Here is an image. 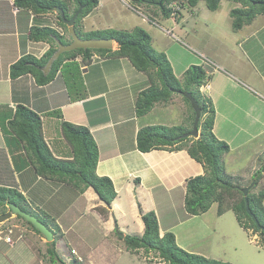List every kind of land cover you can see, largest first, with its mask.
Instances as JSON below:
<instances>
[{"label": "crops", "instance_id": "crops-1", "mask_svg": "<svg viewBox=\"0 0 264 264\" xmlns=\"http://www.w3.org/2000/svg\"><path fill=\"white\" fill-rule=\"evenodd\" d=\"M98 6L103 7L102 0H98L93 12L81 19L78 26L80 32L100 29L86 24L90 18H98L99 13L95 12ZM139 6L146 7L142 4ZM74 8L75 5L70 2L68 12L73 13ZM146 8L154 20L164 19L155 15L150 10L151 7ZM180 19L177 21L179 24ZM58 21L57 13L50 9L37 13L18 7L14 0H0V186L15 188L24 196V205L28 209L47 216L56 224L55 234L52 231L53 240L55 239L56 250L63 251L61 256L67 264L72 262V259L81 264H97L99 258L101 261L103 258L104 264H109L111 257L117 256L116 254L124 256L123 249L116 248L118 243L124 242L122 237L126 234L141 235L144 230L141 214L151 210L156 214L160 235L166 231L173 232L176 243L187 251H191L188 247L194 244V240L198 242L205 237H213L216 232L214 214L220 217L225 212L219 215L216 208V212L212 214L214 218H206L208 224L203 217L208 216L211 207L199 215L188 214L184 209L186 179L202 174L203 166L191 158L185 149H156L148 152L136 149L135 137L138 128L153 123L143 122L136 114L135 100L138 93L147 87L148 77L135 69L128 58L103 57L94 53L91 63L84 66L81 57L77 56L78 68L74 66L69 72L65 65L60 66L53 78L45 84L37 83L30 73L15 78L10 76V66L21 56L29 54L40 59L53 45L48 39L30 38L31 28L51 27L70 42L71 38ZM179 24L175 27L172 22L170 28L179 27L182 30ZM163 32L162 36L168 39L170 35ZM257 35L258 32H254L246 39L256 38ZM242 39H238L237 45L243 44L245 39ZM53 40L56 44L55 39ZM165 40L160 43L156 37L151 36L152 46H157L164 52L170 63L174 61L177 64L180 68L179 74L184 73L193 64L203 65L202 60L195 54L186 49H179L173 42L165 44ZM169 40L167 41L170 42ZM117 47L118 44L114 41L112 50ZM262 57L261 64L264 65V55ZM205 67L209 78L202 85L201 91L210 96L214 95L211 89L213 86L209 83L210 76L214 74L212 69L220 66ZM49 70L46 73L42 71L45 75ZM70 76L75 77L76 81H70ZM221 76L225 83L229 81L224 75ZM261 79L264 81L263 76ZM83 88L85 96L74 98L83 93ZM221 88L223 87L219 86L218 89ZM256 94L263 98V94L258 91ZM172 97L169 103H156L153 108L162 110L170 105H178L182 117L186 118L188 110L186 111L185 105L178 102L177 97ZM212 101L215 108L213 132L219 139H227L230 143L226 156H231L234 150L247 145L256 147L257 139L262 141L263 138L264 141V114H256V109L249 106L250 101L247 105L240 102V119L238 118L237 124L231 119L228 97L221 100L214 96ZM20 104L39 115L45 142L56 157L71 159V149L61 134L62 121L84 125L89 129L98 147L95 172L100 176H108L116 191L109 207H106L90 187L79 191L65 182L44 178L34 172L22 144L8 130L7 123L12 118L16 106ZM180 120L183 121L181 118ZM250 123L255 124L253 130L247 127ZM232 131L240 135L237 136ZM230 160L232 161L229 158L228 164L231 166V175L251 180L254 168L250 170V167L245 165L235 166ZM179 200L184 213L176 219ZM161 205L165 206L163 215ZM103 207L108 210L106 216L101 212ZM167 215L170 219L174 217L173 220L164 219L163 222L162 219ZM15 218L16 216L11 217V225L0 227V264H46V259L50 264H54L49 260L48 242L44 241V236L28 226L25 227ZM212 224L214 230L210 226ZM118 233H122V236ZM6 237L11 238V243L6 241ZM37 237L41 240L39 243ZM249 241L253 242L250 239ZM254 244L256 248V240ZM72 250L75 251L74 254ZM137 251H132L131 254L136 256ZM64 256H69V259Z\"/></svg>", "mask_w": 264, "mask_h": 264}, {"label": "trees", "instance_id": "trees-1", "mask_svg": "<svg viewBox=\"0 0 264 264\" xmlns=\"http://www.w3.org/2000/svg\"><path fill=\"white\" fill-rule=\"evenodd\" d=\"M135 5L151 7L155 15L164 19L176 17L177 21L186 10L193 12L200 0H131ZM172 1L180 2L175 14L168 7ZM240 4V7L231 9V27L234 31L240 30L245 24H250L258 15H264V0H230ZM18 7L30 9L33 12H47L51 7L59 6L64 10V15L69 18L79 6L82 9L75 21V29L82 38H112L118 47L112 49L77 48L61 53L44 75L42 67L54 53L57 45L54 38L62 44L69 43L62 35L51 27H33L30 30V38L53 42V45L45 54L37 59L32 55L21 56L10 66V76L15 78L30 73L39 84H45L53 78L57 70L65 65L66 70L71 71L74 66L78 68L76 57H81L84 66L91 63L94 53L103 57H126L135 69L145 73L148 77V86L141 90L135 100V111L138 117L146 114L154 104L167 103L174 94L181 95L188 107L186 116L189 127L183 124L161 125L151 124L140 126L136 132V149L141 152L162 149L177 151L185 149L189 156L199 162L204 172L186 179L184 209L188 214L199 215L206 212L213 203H217V213L220 215L226 210L234 213L237 223L245 230H252V234L258 233L260 240L258 245L264 249V230L257 228L252 217L247 213L245 195L241 188L247 187L241 184V177L231 175L226 171L223 156L229 152V144L216 137L213 132L215 108L210 96L201 91L209 78L205 66L193 64L185 72L182 81L178 80L173 72L170 61L164 52H158L152 47L151 36L142 27L135 26L131 30L97 29L87 32L79 31L81 19L89 14L98 4V0H14ZM75 4L73 13L68 12V4ZM208 9L217 10L221 0H204ZM137 7V6H135ZM154 7V8H153ZM154 9V10H153ZM58 22L69 34L68 27L60 19ZM150 17V16H149ZM151 20L155 21L151 16ZM70 36V34H69ZM53 38V39H52ZM71 38V37H70ZM71 41V40H70ZM152 68H156V76L152 75ZM71 74V73H69ZM70 81L75 82V77L70 76ZM69 83V81H68ZM70 84V83H69ZM81 89V88H80ZM188 92L197 102L200 108L198 122V137L188 134L192 129L195 111L191 107L189 99L183 93ZM83 93L74 98L80 99ZM59 113V112H58ZM60 114V113H59ZM8 130L22 144L27 157L30 159L34 172L44 178H52L65 182L72 187L83 191L92 188L99 199L109 207L116 196L112 180L108 176H100L95 172L98 161V147L96 141L84 125L74 124L68 121L61 122V134L71 149V159L56 157L45 142L42 122L34 111L24 105H17L12 118L8 121ZM264 172L258 169L252 176L253 185L249 187L246 198L250 211L255 215L258 223L264 227ZM250 180V181H251ZM256 189V190H255ZM0 200L12 202L22 209L35 215L46 224L55 234L56 224L47 216L39 215L24 205V196L15 188L0 186ZM6 203L0 201V214L6 212ZM101 212L106 216L108 210L103 207ZM36 233L42 235L30 222L16 216ZM144 230L141 235H124L126 248L131 251L143 249L145 252H153L164 264H233L206 257L202 254L187 251L176 243L175 235L166 231L162 235L159 232V224L153 210L141 214ZM47 254L50 262L54 264H67L55 247V239L50 241ZM74 254V253H73ZM80 264L74 260L69 264Z\"/></svg>", "mask_w": 264, "mask_h": 264}, {"label": "rangeland", "instance_id": "rangeland-1", "mask_svg": "<svg viewBox=\"0 0 264 264\" xmlns=\"http://www.w3.org/2000/svg\"><path fill=\"white\" fill-rule=\"evenodd\" d=\"M102 1L103 7L101 8L98 6L95 10L96 13H99L98 18H90L86 21V24L93 25L94 27H98L100 29H102V27L108 26L105 27V29L114 28L117 30H131L135 26H139L146 30L152 37H156L160 43H164V40L166 39L165 35V37L162 36V32L164 30H172L173 27L170 28V23L172 24L173 22L175 27H177L179 24L177 19H175L176 17H170L166 20L163 19L153 21L150 18V11L146 7H140L137 5L138 11L130 8L129 6L131 5L136 6L131 0ZM235 7H240V4L230 0H221L218 9L212 11L206 7L204 0H200L194 7L193 12L186 10L182 13L179 26L183 29L180 30L179 27L176 29L173 28V33L179 39L177 37L175 39V37H173L174 34L172 33V36L170 35L168 38L170 39V42H168V39H166L165 44H172L171 42H173L175 45H177L176 47L179 49H186L188 52L195 54L198 59L201 60L200 55H202L211 61L214 67H216V65L220 66L219 68L216 67L215 69H212L214 70V74L210 76L209 83L213 86L211 89L214 95H210L212 97L210 98L214 100L215 96L216 99L222 100L228 97L227 104L228 109L231 108V119L237 124L240 119L238 116L240 114V110L238 109V106L241 105L240 102L247 105L248 101H250L249 106L253 109H256V114H261V116L264 114V81L261 79L263 76L264 80V70L262 69L264 68V65L261 64L263 59L262 56L264 55V15L256 16L250 24H245L240 30L234 31L231 27L232 18L230 11ZM142 17L148 18L149 20L147 21ZM107 24H111V26ZM82 31L87 32L85 30ZM254 32H258L256 38L252 37L246 39ZM242 38L245 39L243 44L240 46L237 45L238 39L242 41ZM156 48H154L156 51L161 52L158 48ZM195 60L197 62V58ZM170 64L174 70L176 78L182 81L184 73L179 74L180 68L177 67V64L174 61H172ZM151 71L152 75L156 76V68H152ZM221 74L229 79L227 83H225L224 79L221 78ZM220 80L222 81L221 84L219 83ZM219 86L223 88L218 89ZM256 91H258L260 94H263V98L258 96ZM173 96L177 97L178 102H183L187 111L188 107L182 100L181 95L174 94ZM256 97L258 99H256ZM167 103H169V101ZM160 109L161 108L158 110V108L152 107V109H150L146 114L140 116V119L143 122H149L153 124H183L185 127H189L190 121L187 122L186 118L182 117V114L178 109V105H170L167 109ZM182 109H184V107H182ZM250 111L253 112V110ZM180 118L183 119V121L180 120ZM247 127L249 130H253L255 128V124L250 123ZM228 129L229 127L227 126L226 130L228 131ZM232 133L236 132L232 131ZM236 134L237 136L240 135V133ZM259 138L261 139L262 137ZM221 140L226 141L230 146V143L227 139ZM256 142L258 143L256 147L247 145L244 148L234 150L230 154L231 156H226L227 153L223 156L225 168L226 166H229L226 168V171L229 174L232 172L230 168L231 166L228 164L229 158L232 159V161H230L233 165L235 164V166L245 165L246 167H250V170L251 168H254L253 170L255 171L258 169H261L262 171L264 170L263 138L262 141L257 139ZM240 151L242 152L239 154ZM240 177L242 179L241 184L243 186L251 185L252 180H246L243 176ZM162 197H164V195ZM179 204L180 200L177 203L176 219L182 216L181 213H184L182 206ZM160 207V209H162L163 215L165 206L161 205ZM216 208L217 204L213 203L211 209H208V216L203 217L205 221H207V219L211 220L215 217L214 226L216 232L213 234V237H205L198 242L194 240V244L188 248L191 251H197L195 253L203 254L206 257L227 261L233 264H264V249L258 245V241L260 240L258 233L252 234V230H246L250 235L249 237L247 232L239 228V224L235 220L234 214L231 210H226L225 214L220 217H216L214 214L216 212ZM172 213H174V210ZM212 214H214V217ZM168 216L169 215L162 219L163 222L164 219H170ZM173 218L174 217H171L170 220L172 221ZM10 219L0 223V227L11 225ZM19 221L23 223L25 227H29V225L24 223L21 219H19ZM207 223L209 224L208 221ZM184 226L186 227V225ZM210 226L214 230L213 224ZM119 235L121 237L122 233H119ZM131 235L134 234L132 233ZM249 239L253 242H250ZM37 240L38 243L41 241L38 237ZM45 240L46 239L44 238V241ZM255 240L256 248L254 244ZM47 242L49 243L50 241ZM116 248L123 249L124 256L122 255L120 257V253L116 254L117 256L113 258L111 257V262H109V264H164L156 254L153 252L147 253L143 249H139L140 251H137L138 254L133 256L131 254L132 251L126 248L125 242L118 243ZM125 251L130 253V255L126 254ZM59 254L63 255V251L60 250ZM64 257L65 259H69V256ZM71 261L74 262L73 259ZM96 263L104 264L103 258L102 261L99 258ZM46 264H50L47 259ZM73 264H76V262Z\"/></svg>", "mask_w": 264, "mask_h": 264}, {"label": "water", "instance_id": "water-1", "mask_svg": "<svg viewBox=\"0 0 264 264\" xmlns=\"http://www.w3.org/2000/svg\"><path fill=\"white\" fill-rule=\"evenodd\" d=\"M82 9V6H79V9L74 12L69 18H66L64 15V10L59 6L51 7L50 10L54 11L59 14L60 19L63 21V23L66 24L68 27V32L71 37V41L67 44H62L58 39L54 38L56 41L57 48L54 51V53L51 55V57L48 59L46 64L42 67V70L46 73L51 65L52 62L58 58V56L66 51H71L77 48L87 49V48H97V49H112L114 46V40L112 38H82L78 35L75 29V21ZM183 95L189 99L191 107L195 111V117L192 124V129L188 134H185L184 136L190 135L193 137H198L199 131H198V122L200 117V108L195 101V99L191 96L190 93L184 92ZM253 185V182L250 186ZM243 187L241 188L243 194L245 195V201H246V210L247 213L252 217L253 221L256 223V226L260 230H264V227H262L259 223L255 215L250 211L249 208V202L246 198L247 192L249 190V187ZM3 203H6L8 210L2 214H0V223H3L7 220H9L13 216H19L22 217L24 220L30 222L46 239V241H52L53 240V233L50 228L46 226L45 223H43L41 220H39L35 215L29 213L28 211L22 209L20 206L16 205L12 202H6V200H0ZM119 234V233H118Z\"/></svg>", "mask_w": 264, "mask_h": 264}, {"label": "built area", "instance_id": "built-area-1", "mask_svg": "<svg viewBox=\"0 0 264 264\" xmlns=\"http://www.w3.org/2000/svg\"><path fill=\"white\" fill-rule=\"evenodd\" d=\"M126 5L129 6L128 4H126ZM129 7H130V8H133V9L136 10V11H138L137 7H135L134 5H131V6H129ZM168 7H171V8L173 9V13H172V14H175L176 10L179 9V7H180V2H178V1H172V2H170V3L168 4ZM142 18H144V17H142ZM144 19L147 20V21L149 20L148 18H144ZM150 21H151V20H150ZM164 32H165L166 34L172 36V31H171V30H164ZM173 37H174V36H173ZM175 39H176V37H175ZM5 239H6V241H8V242L11 243V238H10V237H6ZM71 252H72V253H75L74 250H72Z\"/></svg>", "mask_w": 264, "mask_h": 264}, {"label": "clouds", "instance_id": "clouds-1", "mask_svg": "<svg viewBox=\"0 0 264 264\" xmlns=\"http://www.w3.org/2000/svg\"><path fill=\"white\" fill-rule=\"evenodd\" d=\"M172 33H173V31H174V29L172 28ZM174 34V33H173ZM174 36L176 37V35L174 34ZM178 38V37H177ZM179 39V38H178ZM200 58H201V60H202V63H203V65L202 66H213L212 64V62L211 61H209L207 58H205L204 56H202V55H200ZM201 65V64H200ZM214 67V66H213ZM202 87V86H201Z\"/></svg>", "mask_w": 264, "mask_h": 264}]
</instances>
